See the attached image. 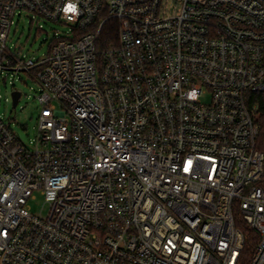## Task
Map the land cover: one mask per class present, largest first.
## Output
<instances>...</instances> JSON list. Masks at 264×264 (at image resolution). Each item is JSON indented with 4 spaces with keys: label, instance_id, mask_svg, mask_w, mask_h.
Wrapping results in <instances>:
<instances>
[{
    "label": "built area",
    "instance_id": "obj_1",
    "mask_svg": "<svg viewBox=\"0 0 264 264\" xmlns=\"http://www.w3.org/2000/svg\"><path fill=\"white\" fill-rule=\"evenodd\" d=\"M23 12L69 27L41 58L7 44ZM19 72L41 110L30 146L0 117V264H242L235 213L264 264V0H0Z\"/></svg>",
    "mask_w": 264,
    "mask_h": 264
},
{
    "label": "rangeland",
    "instance_id": "obj_2",
    "mask_svg": "<svg viewBox=\"0 0 264 264\" xmlns=\"http://www.w3.org/2000/svg\"><path fill=\"white\" fill-rule=\"evenodd\" d=\"M69 27L52 21H30L25 12L16 15L9 29L7 44L19 49L24 58L38 59L49 49L55 34L67 32ZM39 84L30 73L8 74L0 80V117L9 125L20 141L30 146L37 136V124L41 106L37 100ZM18 91L21 96L13 107L11 93ZM28 201L29 210L37 216H45L48 204L38 190Z\"/></svg>",
    "mask_w": 264,
    "mask_h": 264
},
{
    "label": "trees",
    "instance_id": "obj_3",
    "mask_svg": "<svg viewBox=\"0 0 264 264\" xmlns=\"http://www.w3.org/2000/svg\"><path fill=\"white\" fill-rule=\"evenodd\" d=\"M114 24L115 23L113 21H109L108 26L107 24L106 26H104V29L102 30L101 34V38L105 41V43L103 41V46L107 45L106 43L109 35L107 29H109V25ZM257 113V123L259 126V132L256 139V148L264 155V94H261L257 97ZM234 220L235 225L244 235V247L242 249L241 260L242 264H247L248 260H250V257L252 256L253 250L259 240V237L257 233L250 228V226L242 219L239 214H234Z\"/></svg>",
    "mask_w": 264,
    "mask_h": 264
},
{
    "label": "water",
    "instance_id": "obj_4",
    "mask_svg": "<svg viewBox=\"0 0 264 264\" xmlns=\"http://www.w3.org/2000/svg\"><path fill=\"white\" fill-rule=\"evenodd\" d=\"M11 96H12V101H13V107H16L17 105V100L18 98L20 97V93L18 91H13L11 93Z\"/></svg>",
    "mask_w": 264,
    "mask_h": 264
},
{
    "label": "clouds",
    "instance_id": "obj_5",
    "mask_svg": "<svg viewBox=\"0 0 264 264\" xmlns=\"http://www.w3.org/2000/svg\"><path fill=\"white\" fill-rule=\"evenodd\" d=\"M68 10H69V11H73V12H75V11H76V7H75V5H72Z\"/></svg>",
    "mask_w": 264,
    "mask_h": 264
},
{
    "label": "snow or ice",
    "instance_id": "obj_6",
    "mask_svg": "<svg viewBox=\"0 0 264 264\" xmlns=\"http://www.w3.org/2000/svg\"><path fill=\"white\" fill-rule=\"evenodd\" d=\"M187 170V169H186Z\"/></svg>",
    "mask_w": 264,
    "mask_h": 264
}]
</instances>
